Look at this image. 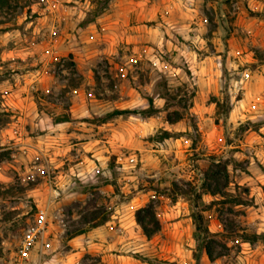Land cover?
Wrapping results in <instances>:
<instances>
[{
  "label": "rangeland",
  "instance_id": "obj_1",
  "mask_svg": "<svg viewBox=\"0 0 264 264\" xmlns=\"http://www.w3.org/2000/svg\"><path fill=\"white\" fill-rule=\"evenodd\" d=\"M194 212L201 264H264V0H7L0 264H195Z\"/></svg>",
  "mask_w": 264,
  "mask_h": 264
},
{
  "label": "trees",
  "instance_id": "obj_2",
  "mask_svg": "<svg viewBox=\"0 0 264 264\" xmlns=\"http://www.w3.org/2000/svg\"><path fill=\"white\" fill-rule=\"evenodd\" d=\"M7 6V0H0V10L4 9ZM260 15V14H258ZM150 107L153 106V100L149 99ZM147 110L136 111V110H114L110 114L107 115V118L123 116L127 114H141L146 115ZM69 118H65L62 122H69ZM170 137L169 134L165 133L164 138ZM199 199L201 196H198ZM238 205L243 204L241 201H238ZM197 207V206H196ZM192 219L195 225V239H196V249L193 254V259L195 264H201L202 256L205 254L211 263L214 262V248L211 240L210 229L207 225V221L204 215L200 212H194L192 215ZM137 223L140 225L144 235L150 239L155 234H157L161 230V224L158 220L156 214L152 209L144 208L139 210L136 214ZM242 241L248 244L255 243H264V233L262 234H242Z\"/></svg>",
  "mask_w": 264,
  "mask_h": 264
},
{
  "label": "built area",
  "instance_id": "obj_3",
  "mask_svg": "<svg viewBox=\"0 0 264 264\" xmlns=\"http://www.w3.org/2000/svg\"><path fill=\"white\" fill-rule=\"evenodd\" d=\"M47 219V211L44 208H41L38 211L35 226L28 230L26 237L18 250L16 261L29 260L31 252L36 246L42 248L43 250L50 249L51 244L48 241L47 235Z\"/></svg>",
  "mask_w": 264,
  "mask_h": 264
},
{
  "label": "crops",
  "instance_id": "obj_4",
  "mask_svg": "<svg viewBox=\"0 0 264 264\" xmlns=\"http://www.w3.org/2000/svg\"><path fill=\"white\" fill-rule=\"evenodd\" d=\"M242 59H244V58H240L238 61H237V64H242L243 62H242ZM207 61V60H206ZM237 66V65H236Z\"/></svg>",
  "mask_w": 264,
  "mask_h": 264
}]
</instances>
